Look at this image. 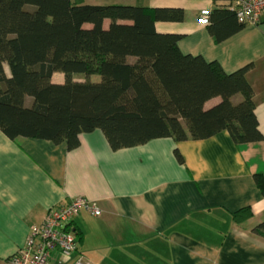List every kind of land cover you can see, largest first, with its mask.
<instances>
[{"label":"crops","instance_id":"crops-1","mask_svg":"<svg viewBox=\"0 0 264 264\" xmlns=\"http://www.w3.org/2000/svg\"><path fill=\"white\" fill-rule=\"evenodd\" d=\"M136 3L182 10V20H157L154 28L180 35L183 54L216 61L226 73L250 66L246 76L263 139L236 145L222 130L206 139L155 138L113 150L96 129L68 150L48 140H11L0 131V264L25 245L30 226L50 207L79 196L96 201L101 214L73 217L67 228L78 234L77 250L54 252L48 264H74L79 255L90 264H264V236L253 231L264 220V196L252 178L264 174V14L216 41L198 17L203 9L226 8L223 0L112 4ZM219 102L213 97L204 108ZM245 206L252 216L235 223L231 213Z\"/></svg>","mask_w":264,"mask_h":264},{"label":"trees","instance_id":"trees-1","mask_svg":"<svg viewBox=\"0 0 264 264\" xmlns=\"http://www.w3.org/2000/svg\"><path fill=\"white\" fill-rule=\"evenodd\" d=\"M182 19L181 9L140 3L0 0V131L68 150L96 129L113 150L155 138L206 139L222 130L236 145L262 140L250 66L226 73L216 61L183 54L180 35L154 28L157 20ZM206 24L216 41L245 25L227 7L209 11ZM55 73L61 83L52 81ZM213 97L220 102L205 109ZM252 178L264 196V174ZM252 214L245 206L231 216L239 224ZM253 231L264 236V220Z\"/></svg>","mask_w":264,"mask_h":264},{"label":"built area","instance_id":"built-area-1","mask_svg":"<svg viewBox=\"0 0 264 264\" xmlns=\"http://www.w3.org/2000/svg\"><path fill=\"white\" fill-rule=\"evenodd\" d=\"M242 24H257L264 14V0H223ZM209 10H201L198 21L208 22ZM80 211L99 216L96 201L84 197L72 198L67 204L50 207L40 224L31 225L25 245L7 258L8 264H48L54 252L69 255L78 247L77 238L68 227ZM74 264H90L79 255Z\"/></svg>","mask_w":264,"mask_h":264},{"label":"rangeland","instance_id":"rangeland-1","mask_svg":"<svg viewBox=\"0 0 264 264\" xmlns=\"http://www.w3.org/2000/svg\"><path fill=\"white\" fill-rule=\"evenodd\" d=\"M114 0H82L83 3H90V4H112ZM130 61H133L132 58H130ZM98 78L97 75H93L92 79ZM63 80V76L60 73H55L52 76V81L56 82V80Z\"/></svg>","mask_w":264,"mask_h":264}]
</instances>
